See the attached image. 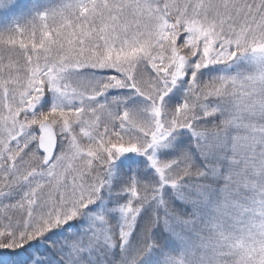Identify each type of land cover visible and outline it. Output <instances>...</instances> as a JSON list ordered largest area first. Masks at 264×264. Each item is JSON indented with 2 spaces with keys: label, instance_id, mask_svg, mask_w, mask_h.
Returning a JSON list of instances; mask_svg holds the SVG:
<instances>
[{
  "label": "snow or ice",
  "instance_id": "6c2138e0",
  "mask_svg": "<svg viewBox=\"0 0 264 264\" xmlns=\"http://www.w3.org/2000/svg\"><path fill=\"white\" fill-rule=\"evenodd\" d=\"M0 264H264V0H0Z\"/></svg>",
  "mask_w": 264,
  "mask_h": 264
}]
</instances>
